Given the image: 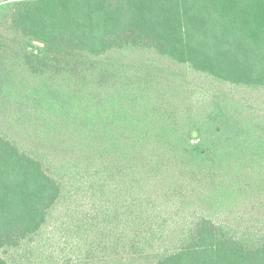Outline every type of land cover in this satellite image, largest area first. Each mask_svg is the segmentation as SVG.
I'll return each instance as SVG.
<instances>
[{
  "label": "trees",
  "instance_id": "trees-1",
  "mask_svg": "<svg viewBox=\"0 0 264 264\" xmlns=\"http://www.w3.org/2000/svg\"><path fill=\"white\" fill-rule=\"evenodd\" d=\"M3 4L0 264H264V118L209 98L264 93V0Z\"/></svg>",
  "mask_w": 264,
  "mask_h": 264
},
{
  "label": "rangeland",
  "instance_id": "rangeland-1",
  "mask_svg": "<svg viewBox=\"0 0 264 264\" xmlns=\"http://www.w3.org/2000/svg\"><path fill=\"white\" fill-rule=\"evenodd\" d=\"M0 12L5 14L6 12H10V8L7 4L0 5ZM3 8L5 9L3 12ZM166 74L171 72H180L185 73L186 70L179 68L178 66L165 64ZM191 86H195L198 88V93L192 98L194 102H202L204 96L202 93L205 92L209 82L205 79H201L196 76H192L189 80ZM213 92L209 94V98L212 100L214 97L218 101L221 99H226L230 102L237 101L238 99H243L245 103L249 104L254 109L253 115L251 118L253 119H263L264 118V93H256L255 95L249 94L244 91H236L232 92L228 87L225 86H213ZM186 91V90H185ZM237 92V93H236ZM188 95V91H186ZM205 113V112H204ZM86 202V201H85ZM68 205H60L55 211H53L54 219L50 226H48L45 231L42 233L40 238L37 239L34 244L35 248L47 249V252L50 254L47 258L43 260L42 257H33V261L44 262L49 258H54L55 260L62 261L64 258L72 255L75 256L74 249V240L77 236L76 230L69 228L68 225H64L67 220L66 212L64 207L74 206V203H67ZM80 205L88 206L87 203H82Z\"/></svg>",
  "mask_w": 264,
  "mask_h": 264
}]
</instances>
